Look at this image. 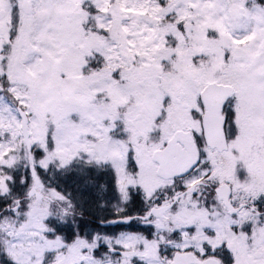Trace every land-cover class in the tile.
I'll return each instance as SVG.
<instances>
[{"label":"snow or ice","instance_id":"snow-or-ice-1","mask_svg":"<svg viewBox=\"0 0 264 264\" xmlns=\"http://www.w3.org/2000/svg\"><path fill=\"white\" fill-rule=\"evenodd\" d=\"M0 264H264V0H0Z\"/></svg>","mask_w":264,"mask_h":264}]
</instances>
